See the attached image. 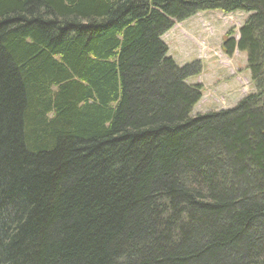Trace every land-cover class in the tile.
<instances>
[{"label":"trees","instance_id":"trees-1","mask_svg":"<svg viewBox=\"0 0 264 264\" xmlns=\"http://www.w3.org/2000/svg\"><path fill=\"white\" fill-rule=\"evenodd\" d=\"M215 9L255 91L192 115ZM0 264H264V0H0Z\"/></svg>","mask_w":264,"mask_h":264},{"label":"rangeland","instance_id":"rangeland-1","mask_svg":"<svg viewBox=\"0 0 264 264\" xmlns=\"http://www.w3.org/2000/svg\"><path fill=\"white\" fill-rule=\"evenodd\" d=\"M248 16L244 11L205 10L182 22L176 21L162 36L169 47L168 55L178 65L201 62L202 72L188 78V82L203 86V96L192 115L235 107L255 90L246 52L229 55L223 51L225 36L232 31L237 39Z\"/></svg>","mask_w":264,"mask_h":264},{"label":"bare ground","instance_id":"bare-ground-1","mask_svg":"<svg viewBox=\"0 0 264 264\" xmlns=\"http://www.w3.org/2000/svg\"><path fill=\"white\" fill-rule=\"evenodd\" d=\"M254 91H255V90H254ZM254 91H253V92H254ZM250 93H251V92H250Z\"/></svg>","mask_w":264,"mask_h":264},{"label":"crops","instance_id":"crops-1","mask_svg":"<svg viewBox=\"0 0 264 264\" xmlns=\"http://www.w3.org/2000/svg\"><path fill=\"white\" fill-rule=\"evenodd\" d=\"M238 51V50H237ZM239 52V51H238Z\"/></svg>","mask_w":264,"mask_h":264}]
</instances>
